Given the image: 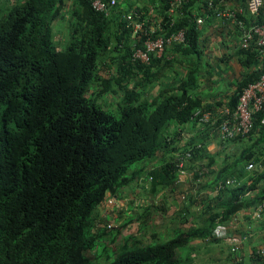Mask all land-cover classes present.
<instances>
[{
	"label": "trees",
	"instance_id": "trees-1",
	"mask_svg": "<svg viewBox=\"0 0 264 264\" xmlns=\"http://www.w3.org/2000/svg\"><path fill=\"white\" fill-rule=\"evenodd\" d=\"M194 1L173 19L167 14L171 0H166L162 21L168 34L185 29L186 42L170 47L185 55L200 52L198 23L190 9ZM216 2L221 0H205L204 8L212 13ZM65 7L63 0H0V264H193L191 254H179L181 248L211 236L219 223L227 224L241 208L264 201V185L257 186L264 183V169L248 170L251 164L264 167V151L255 149L264 144V110L254 112V128L247 135H259L257 141L211 183L223 198L219 210L206 208L211 214L203 225L178 227L161 234L162 239L152 232L154 239L147 241L149 209L144 216L132 211L121 223L123 212L113 218L104 214L98 223L101 205L141 174L134 165L159 152L164 153L163 160L147 173L153 191L177 183L178 156L187 150L193 152L187 168L194 171L193 182H200L206 171L196 163L207 150L206 137H193L178 154L165 156L166 148L174 149L177 134L168 128L192 122L205 136L220 135L222 120L202 123L192 118L203 108L194 93L199 61L189 62L188 74L177 88L150 97L151 65L156 59L150 64L133 59L134 44L144 47V36L128 26L120 3L110 13L96 10L92 0H73L70 8ZM132 13L140 20V11ZM236 15L247 21L244 14ZM261 20L259 16L256 24ZM65 24L67 36L57 39L55 29L64 30ZM110 53L116 72L105 77L102 65ZM239 53L249 68L260 50L252 42ZM263 71L244 74L227 103L232 109L243 89ZM140 74L143 77L137 79ZM106 94L119 101L105 106L100 99ZM247 175L252 184H241L240 178ZM230 177L239 182L227 185ZM257 187L256 196H245ZM187 201L194 203V196H186ZM136 221L140 233L122 235V229Z\"/></svg>",
	"mask_w": 264,
	"mask_h": 264
},
{
	"label": "crops",
	"instance_id": "crops-1",
	"mask_svg": "<svg viewBox=\"0 0 264 264\" xmlns=\"http://www.w3.org/2000/svg\"><path fill=\"white\" fill-rule=\"evenodd\" d=\"M63 1L67 9L73 4V0ZM248 2L239 3L238 0L216 2L214 11L211 13L204 8L205 0H195L190 8L192 16L195 19L203 18V23L198 24L197 28L200 52H191L185 55L181 50H169L167 57L172 56L170 59L155 56L156 60L151 65L153 78L149 85L150 97L158 96L161 91L171 92L177 88L188 74L189 62L199 61L201 67L197 79L198 86L194 93L196 97L202 100L203 108L215 110L232 99L233 93L244 74L263 70L259 59L251 67L246 68L242 64V56L239 53L242 48L241 42L244 32L256 25L257 18H259V15L249 10ZM119 3L120 13L123 17L133 11H140L138 16L140 20L138 21H144L146 25L153 26L157 29L158 34L167 32V28L164 29L162 22L167 13L165 9L166 0H119ZM227 8L235 9L245 15L247 21L237 16L244 21V27H241L233 19H226L218 14L219 11ZM215 11L218 13L215 14ZM167 14L169 15V11ZM168 131H177V134L172 145L174 149L166 148L165 156H171V153L178 154L180 152L178 149H182L193 137L198 138L201 135L206 137L207 150L203 152L196 163L197 167H203L206 171L203 178L199 179L200 182L194 183L192 179L193 170L187 169V174L175 185L160 186L153 191L147 173L163 160L164 153L159 152L153 159L136 163L133 170L141 172L139 177L130 186L123 188L119 193L120 195H114L117 202L121 199H126L127 202L130 200L131 203L136 202L134 207L131 205L125 210L129 213L133 211L136 216H142L147 212L146 209H149L152 221L158 223L160 227L154 232L160 235H169L173 229L178 227L189 228L191 224L201 226L211 214L207 212V207L210 206L214 209L213 212L219 210L218 203L222 201L223 193L212 189L211 183L222 168L235 164L242 150L253 145L259 137V135L254 134L253 137L246 136L239 141L224 142L218 133L211 132L209 135H203L202 128L192 122L181 126L172 125ZM255 149L263 152L264 144L256 145ZM254 168L259 171L264 169L259 165L253 166L251 164L248 170L252 172ZM229 179L236 178L230 177ZM239 181L241 184L246 182L252 184L249 175L240 178ZM239 181L236 179L235 184ZM263 185L264 183L259 182L257 186ZM257 193H260L258 187L247 191L245 196L252 198ZM191 195L194 196L195 202L189 205L188 202L185 203L184 201H186V196L190 197ZM261 203L241 208L227 221L230 232L239 237L237 252L232 251L233 245L229 240L209 236L193 240L188 245L189 249L186 254H191L192 258L196 257L199 260L195 264H264V213H257ZM103 205L108 204L104 203ZM123 208L120 209L123 210ZM117 210L119 211V209ZM184 217L188 220L182 223L181 219Z\"/></svg>",
	"mask_w": 264,
	"mask_h": 264
},
{
	"label": "built area",
	"instance_id": "built-area-1",
	"mask_svg": "<svg viewBox=\"0 0 264 264\" xmlns=\"http://www.w3.org/2000/svg\"><path fill=\"white\" fill-rule=\"evenodd\" d=\"M221 1L233 2L236 0ZM190 2L191 0H171L169 15H175ZM92 4L96 10L110 13L111 9L119 4V0H92ZM248 8L253 13L259 15L262 20L260 23H257L244 32L241 47L248 48L251 43L254 42L260 50L259 61L264 69V0H249ZM218 14L226 19H233L241 27H244V21L238 19L234 9L227 8L219 11ZM126 17L128 19V26L133 25L135 33L141 32L144 36V47H139L137 44H134L132 57L135 61L150 64L153 57H167L170 47H174L177 43L186 42V31L183 28L170 34H158L156 28L153 26L146 28L145 22L136 20L134 14L130 13ZM196 21L198 24H202L203 18L198 17ZM167 58L170 59L172 56ZM261 110H264V71L261 73L258 80L249 83L243 89L238 104L234 109H232L227 103L217 107L214 111L199 108L195 111L192 118L199 119L202 123L221 119L222 122L219 129L220 138L222 140H233L239 136H247L250 134L254 128V112ZM192 157L193 152L191 150H187L183 155L178 156V182L187 174V161ZM193 173L194 171L192 172V175ZM150 179L152 178L150 177ZM235 182L236 179H228L226 184L233 185ZM257 213H264V201L258 206ZM211 236L216 239L229 240L231 245H233L232 251H238L239 237L230 232L227 224L219 223L213 229ZM235 260H237V258H235Z\"/></svg>",
	"mask_w": 264,
	"mask_h": 264
},
{
	"label": "rangeland",
	"instance_id": "rangeland-1",
	"mask_svg": "<svg viewBox=\"0 0 264 264\" xmlns=\"http://www.w3.org/2000/svg\"><path fill=\"white\" fill-rule=\"evenodd\" d=\"M66 24L64 26V30H63V28L62 29L59 28L58 30L55 29V37L57 39L63 40L67 36L68 28L66 27ZM112 61H113V54H111V53L107 54L105 62L102 65L103 66V68H102V75L103 76L109 77L110 75L113 74V72H116V67L112 63ZM138 77H143V74L142 75L140 74V76H137V79H139ZM145 87L148 88V84L145 85ZM100 101L103 102V104L105 106H111V104H116L119 101V99H118V96L106 94L104 96V98L100 99ZM110 108L116 109V107H110ZM107 204L108 205H101V207L99 208V213H98L99 214V218H98L99 222L98 223H100V224L103 221V215L104 214H111L110 218H113L114 216H116V214L119 215L121 212H123V213H121V217H120L121 220H119V223H121V221L123 219H126L129 216V211H125V210L128 209L131 205H133V207H134V205H136V202L133 201V203H131L130 200L127 202L126 199H124V200L121 199V200H118V202H117V200H115V198H112L111 201L109 200V202H107ZM122 207H124L125 209L123 208V210H121L120 208H122ZM117 209H119L120 211H117ZM110 223L113 225L115 224L113 221ZM139 226H140V224H138L137 222L127 225L124 229H122V235H124V234L134 235V234L140 233ZM148 228H149V230H148L149 232L147 234H145L144 236H145V239L147 241H151L154 239V237L152 236V232L156 231L157 229H160V227H159V224L156 223L155 221H150ZM141 233H143V232H141ZM122 235L117 239L116 243L117 242L120 243V241L122 240ZM159 237H160V239H162L164 236L161 235ZM188 249H189V246H185V247L181 248L179 250L180 251L179 254L182 257H186L187 256L186 253H187ZM194 249H195V246H194ZM197 261H199V260L196 257L193 258V264L197 263Z\"/></svg>",
	"mask_w": 264,
	"mask_h": 264
},
{
	"label": "clouds",
	"instance_id": "clouds-1",
	"mask_svg": "<svg viewBox=\"0 0 264 264\" xmlns=\"http://www.w3.org/2000/svg\"><path fill=\"white\" fill-rule=\"evenodd\" d=\"M150 180H152V179H150Z\"/></svg>",
	"mask_w": 264,
	"mask_h": 264
}]
</instances>
